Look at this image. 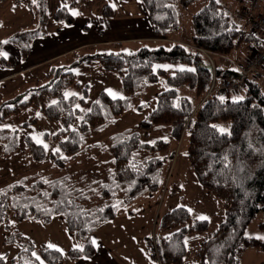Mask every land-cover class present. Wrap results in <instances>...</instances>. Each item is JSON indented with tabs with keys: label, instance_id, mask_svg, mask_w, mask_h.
I'll list each match as a JSON object with an SVG mask.
<instances>
[{
	"label": "trees",
	"instance_id": "trees-1",
	"mask_svg": "<svg viewBox=\"0 0 264 264\" xmlns=\"http://www.w3.org/2000/svg\"><path fill=\"white\" fill-rule=\"evenodd\" d=\"M198 1L142 0L156 34L161 37L179 28L178 5L187 8ZM237 1L242 7L235 16L216 0H210L192 15V47H143L135 52L111 54L98 53L91 48L72 54L69 63L51 66L46 83H38L31 90L1 104L0 124L31 105H36L50 121L61 122L62 130L50 138L59 144V153L48 154L43 146L31 139L26 143L34 161L50 159L58 168L65 169L81 153L83 140L90 131L103 127L109 118L123 116L131 110L134 98L163 80L167 89L158 95L155 108L141 122L140 128L146 137L151 130L162 127H170L171 137L177 142L184 136L189 137L187 156L198 182L223 203L224 208V221L196 254L199 264H241V257L248 249L264 251L263 241L246 235L256 217L264 214V87L250 77L237 92H227L224 97L211 93L207 97L214 84L219 88L225 80H239L242 68L250 60L235 69L226 67L219 58L232 57L241 47L259 42L256 35L260 33H247L238 24L243 21L251 26V21L241 15L249 0ZM259 2L255 15H264V0ZM17 3L32 9L37 27L10 39L26 57L31 50V41L45 35L49 17L45 0H17ZM54 17L67 24L74 22L70 9L66 7ZM115 47L119 49L121 45ZM94 62L108 72L119 74L130 98L113 99L102 92L97 100L99 103L94 102L90 110L82 114L78 105H87L89 88L82 87L81 98H68L65 92L71 87H81L75 70ZM11 66L0 54V68ZM221 81L223 83L219 84ZM242 90H245L244 98L233 100L232 96L239 95ZM104 111L108 112L107 116ZM31 123L35 124L36 119ZM17 135L0 130L3 156L16 151ZM169 148L170 144L164 140L143 143L141 134L135 132L123 137L110 149L112 169L106 178L94 184L75 186L72 180L66 179L53 185L39 182L31 186L2 187L0 222L10 230L11 217L17 223L32 219L49 224L54 216H63L73 237L83 243L81 249L69 252V259L77 261L92 257L95 248L89 235L104 222L114 219L119 206L159 189L162 170L168 159L159 154ZM140 154L146 158L139 163L136 158ZM82 181L86 183L84 179ZM177 225L184 227L169 237L147 241L152 258L161 264H183L187 255V236L209 229L208 221L193 219L185 207L165 214L158 229L163 231ZM34 250L32 246L23 250L15 263L66 264L60 250L42 246L39 260L34 256ZM0 264H5L4 260L0 259Z\"/></svg>",
	"mask_w": 264,
	"mask_h": 264
},
{
	"label": "rangeland",
	"instance_id": "rangeland-1",
	"mask_svg": "<svg viewBox=\"0 0 264 264\" xmlns=\"http://www.w3.org/2000/svg\"><path fill=\"white\" fill-rule=\"evenodd\" d=\"M46 0L45 9L46 14L49 17L47 24L45 26L44 36H40L35 38L30 43V52L28 56H24L21 48L18 45L15 47L19 53L22 55L23 60L16 64L10 58L6 57L4 54V48L8 47L7 45L10 43V39L16 36L17 34H21L24 31L35 30L37 29L36 23L30 28L19 29L18 24L15 25L14 19L12 15L7 13L5 4L10 3L11 0H0V4H4L3 8L0 9V34L3 35L2 40H0L1 44V56L4 57L7 61L12 64H15L14 67L6 68L10 69L11 72H16L27 67H31L35 65L36 62H40L42 54H38L33 59L34 48L36 47V42L38 40L41 43H51L54 39L53 36H49L48 34L53 33L56 30V25L64 24L68 25L65 21H59L57 19L54 20V15L61 10L62 8L70 9L71 14L74 17V20L78 21L79 17L83 16V13L79 11L78 4L81 0H72L76 1V3H70V0ZM123 1V0H118ZM130 1V6L125 7H106L104 9L105 13L102 20L99 21V28L94 29L95 34L101 36V40L109 39L111 37L104 32V25L108 22H112L114 26L119 25H129L131 28L130 31L125 30L122 31V34H117L116 36L120 37H131L136 38L139 36H145L140 33V27L143 25L140 13H138L136 8V4L134 1L136 0H127ZM217 1V0H216ZM210 0H200L196 2L194 5L190 7H182L178 5V10L180 13V32L187 36H193L192 26H191V16L199 11L203 6L208 4ZM219 3L222 4L224 8L227 5L232 4L233 12H237L242 7L241 3L237 0H219ZM241 5V7H240ZM23 9H26L27 5H20ZM28 7V6H27ZM53 9V10H52ZM32 11V9L30 8ZM55 13V14H54ZM75 13V14H74ZM100 19V18H99ZM13 21V24L11 23ZM89 22H91L89 20ZM58 23V24H57ZM15 25V26H14ZM74 24L71 26L73 27ZM136 27V29L134 28ZM19 31L18 33H16ZM58 32V31H57ZM64 28L62 31L58 32V34H64ZM126 32V33H125ZM48 37L47 39L43 38ZM123 43V42H118ZM117 44V43H114ZM114 44H110L112 46ZM160 46H165L170 48L169 44L165 43H128L123 44L119 49L114 47H105V48H96L95 51L98 53H109L111 52L118 53L119 51L123 52H135L140 50L143 47L149 48H158ZM256 49L257 47L254 46ZM248 46L245 45L238 50V54L242 57L246 56L248 53ZM256 49H252L249 53V58H251ZM63 50L61 46L57 47L54 52ZM259 51V50H257ZM52 52V53H54ZM47 54L46 55L47 57ZM237 55V54H236ZM234 56V55H233ZM238 56V55H237ZM235 56V57H237ZM214 58V57H213ZM216 59V58H214ZM243 61V60H240ZM96 63V62H94ZM92 70H90L87 66H82L81 68L76 69V74L78 75V80L83 84H89L91 87L90 90V98L87 99V105L85 107L79 106L78 109L82 112V114H86L92 104L96 102L99 98V95L102 91L111 90L113 93H116V98H126L129 96L126 95L124 88L122 87L121 77L117 73L107 72L103 69V67L96 63L92 66ZM166 68H170L171 66H164ZM78 71V73H77ZM35 79L41 78L43 76V72H37L35 74ZM31 78V77H30ZM29 79V78H26ZM33 80V79H30ZM48 80L43 77L40 79V84L46 83ZM164 83V84H163ZM27 85V84H26ZM29 89L33 88V85H29ZM167 89L166 83L162 80V82H158L157 84L152 85L145 93L141 96L134 98V105H132V110L126 112L122 117H112V119H117L115 123L107 126L111 121V118L107 119L105 125L99 129H94L90 131L83 140V144L85 147L83 151L79 154V156L71 160L65 169L58 168L53 161L47 159L43 162H36L33 159V156L29 150V147L26 143L27 139L33 140L36 144L43 146L46 144L48 147L46 149L48 154L51 153H59L60 147L59 144L50 139L51 136L59 133L63 126L61 122H52L50 121L36 105H31L25 109H23L19 114H12L7 117L2 124H0L1 131L14 132L18 133L17 135V149L12 154L8 156H3V144L0 143V188L9 186V185H24L31 186L38 184L39 182H44L46 185H53L55 182H63L64 180H72L75 186L77 185H90L94 184L93 182L106 178V175L112 169V161L109 160L110 156L108 152L117 142H121L124 135L114 136L113 134L116 132H125L132 131L137 129L136 133L141 134V139L143 143H153L156 140V137L166 138L168 136L166 128L163 127L161 132H156L154 137H146L145 132L139 128V124L143 121L155 108L156 99L159 94ZM186 91L183 92V94ZM75 94L73 96H79L81 98L83 96V89L79 88H69L65 94ZM72 95H68L67 97H71ZM112 96V95H111ZM245 90H242L241 93L233 97V100H241L240 98H244ZM113 97V96H112ZM14 96L13 99H15ZM12 99V100H13ZM132 100V103H133ZM145 102H147L150 106H144ZM147 104V105H148ZM103 107V106H102ZM108 112L104 111V116H107ZM36 119V123L32 124V120ZM105 127V128H104ZM131 135V134H129ZM49 137L46 139L45 137ZM128 136V135H127ZM126 136V137H127ZM125 138V137H124ZM155 138V139H154ZM37 140L41 141V143H37ZM95 145V146H94ZM99 145V146H97ZM189 147V137L186 136L185 140L180 144L179 148L174 150L175 159L174 165L178 158L187 153ZM59 149V151H56ZM171 153V152H170ZM169 153V154H170ZM163 156H167L168 154H159ZM170 156V155H168ZM141 160L146 158V155L140 154L138 156ZM136 161L137 158H136ZM84 179V181H82ZM81 180V181H78ZM75 181V182H74ZM212 195V194H211ZM213 196V195H212ZM215 198V197H214ZM217 199V198H215ZM97 203V202H96ZM99 206V205H98ZM222 212H224L223 203H222ZM213 218V217H212ZM215 224L211 222V226L208 231L205 233H211L214 230ZM10 227L8 230L6 225L0 222V257L4 260L5 264H16V260L20 257V254L23 250H27L30 246L34 247V256L39 257L40 259V248L42 246L53 245L54 247H50L53 249L60 250L64 255L65 263L70 261L69 252L73 249H81L83 247V243L77 241L73 238L72 233L67 227L65 219L63 216H54L52 221L49 224H45L36 220H25L23 222L17 223L14 218H10ZM207 235V234H204ZM246 235L249 238H256L260 241L264 242V214L260 213L256 219L252 222V224L248 227ZM241 264H264V251L256 248L248 249L243 256L241 257Z\"/></svg>",
	"mask_w": 264,
	"mask_h": 264
},
{
	"label": "crops",
	"instance_id": "crops-1",
	"mask_svg": "<svg viewBox=\"0 0 264 264\" xmlns=\"http://www.w3.org/2000/svg\"><path fill=\"white\" fill-rule=\"evenodd\" d=\"M51 1L52 0H50V2ZM69 2L76 3V1L72 0H70ZM134 2L136 4L135 9H137L138 13H140V18L143 23V25L140 27V33L144 34L145 36H139L136 38L116 36L117 34H122V31H130L133 27H129V25H119V27H116L112 24V22H108L106 26L104 25V32H106V34H108V36L111 38L101 40V36L95 34L94 29L99 28V21L102 20L105 13L104 9L106 7H125L127 5L132 8L130 1H79L77 9H79V11L83 13V16L79 17L78 21L74 20V22L72 23L74 24L73 27L71 26L72 24L62 25L57 23L58 25H56V30L51 34H48V37L50 35L54 37L51 43H41L40 40L36 42L33 59H35V56H37L38 54L43 53V55L41 56V60H39L40 62H36L35 65L16 72L9 71L10 69H6L7 67L0 68V105L5 102L11 101L14 96L27 91V89L31 88L29 87V85L32 84L34 87L36 84L40 83L39 81L43 77H45L46 79L49 69L52 65H61L64 62L69 63L71 60L69 58L72 54L84 51L86 49L107 48L114 47L116 45L122 46L123 44L128 43L141 44L149 42L169 44L170 48L174 45H184L187 47H192V37L190 39L189 36L182 34L180 32V26L176 31L166 37L158 36L156 34L154 25L150 21L148 11L144 6L142 0H136ZM63 3L64 1L62 0V4ZM3 5L4 4H0V9L3 8ZM233 7L234 6L232 4H229L226 6V9L231 15L234 14L233 16H235V12L231 11V9L233 10ZM5 8L7 13L12 15L15 25L18 24L17 26H19L20 30L26 27L30 28L33 23H35L33 13L30 8L26 6V9H24V6L22 9L21 6H18L17 0H11L9 4L6 3ZM89 20L91 22H89ZM11 23L13 24V21ZM238 24L247 33L253 32L251 30V26L247 22L239 21ZM63 28L65 31L64 34H58V32L62 31ZM134 28L136 29V27ZM18 32L19 31H17L16 33ZM46 34L47 33H45V35ZM256 36L258 37L259 42L258 44L247 45L249 48L246 56L242 57L237 53V51L236 54L238 56L234 54V56L232 57H220L219 59L226 67L230 66L238 69L239 64H244L248 59H250L249 52L252 49H256L254 46L257 47L256 51L264 47V34L260 33ZM2 37L3 35L0 34V40H2ZM48 37H44L42 39V42ZM110 44L114 45L109 46ZM7 46L8 47H5L3 49L6 57L10 58L16 64L23 60L22 55L19 53V51L15 47H13L15 45L10 42ZM59 46H61L63 50L54 52V50ZM46 53H48L47 57L46 55H44ZM96 63H93L91 65L83 64L79 67L81 68L82 66H87L90 68V70H92V66ZM14 66L15 64H12L11 67ZM37 72H43V76L41 78L35 79V74ZM76 76L78 80V75L76 74ZM78 83L80 84L81 88L84 86H87L89 88L88 98H90V85H83L79 80ZM222 83L223 81H221L219 84ZM261 85L264 87V81H261ZM102 92L107 93L111 98H113L107 91ZM236 96L238 95H233L232 97ZM115 99L127 100L128 97ZM134 101L135 100H133L132 105H134ZM155 101L157 103V99ZM144 104V106H147L146 109H148L150 105L147 102H145ZM116 120L117 119H112L107 126L109 127V125L115 123ZM141 122L139 124V128ZM165 128L168 136L161 139L159 137H156L155 140H164L170 144L169 151L165 152L170 156H165L168 159L162 170L159 189L154 192L144 193L133 201L119 206L114 219L104 222L97 228L96 231L89 235L92 243L93 241H95V243H93L95 254L92 257H83L77 261L70 260L66 264H161L159 261H156L152 258L147 241L150 238L169 237L179 232L184 227V225H177L163 231H160L158 229L162 217L165 214H168L180 207L187 208L192 218L195 220L201 221L199 217H206L207 219L204 220L208 221L209 227L211 226V222L215 224L214 230L210 234L204 232L188 235L186 238L187 255L183 264H199L196 256L197 252L199 251L203 243L210 239L213 232L224 221L222 203L218 199H215L216 197L214 198V196H212L209 191H207L200 185L194 173V170L189 163L187 153L181 155L174 165V150L179 148L180 144L185 140L186 136H184L180 142H177L171 137L170 127ZM162 130L163 129L161 128H155L149 132L148 137H154L156 132L162 133ZM136 131L137 129L132 131L116 132L113 135L116 137L119 135H124L123 137H126L127 135L135 133ZM84 147L85 144L82 145L81 152L83 151ZM108 155L110 156L109 160L112 161L113 157L110 151L108 152ZM171 156L174 157L171 158ZM137 160L139 163L142 161L139 157H137Z\"/></svg>",
	"mask_w": 264,
	"mask_h": 264
},
{
	"label": "built area",
	"instance_id": "built-area-1",
	"mask_svg": "<svg viewBox=\"0 0 264 264\" xmlns=\"http://www.w3.org/2000/svg\"><path fill=\"white\" fill-rule=\"evenodd\" d=\"M259 3V0H249L247 5L242 9L241 15L251 21L253 32L264 33V15H255ZM203 53L208 55L206 52ZM241 71L242 75L239 80H225L223 85L219 88H215L214 84L207 97H209L211 93H216L220 97H224L227 92H237L241 87L245 86L246 80L250 77L260 82L264 81V49L255 51V54L250 58L247 65L243 67Z\"/></svg>",
	"mask_w": 264,
	"mask_h": 264
},
{
	"label": "snow or ice",
	"instance_id": "snow-or-ice-1",
	"mask_svg": "<svg viewBox=\"0 0 264 264\" xmlns=\"http://www.w3.org/2000/svg\"><path fill=\"white\" fill-rule=\"evenodd\" d=\"M217 2H219V0H217ZM0 54H3V53H0ZM109 94L112 95L114 99L116 98V95L117 94L116 93H113L111 90H109ZM65 95L68 96V95H75V94H68V93H66ZM221 99H223V98H221ZM240 99H243V98L241 97ZM53 103L55 104L57 102L56 101H53ZM97 103H99V101H97ZM37 143H41V141L37 140ZM47 147L48 146L45 144L44 145V148L47 149ZM56 151H59V149H56ZM199 219L204 220V219H207V218L202 216V217H199ZM93 243H95V241H93ZM49 247H54V246L53 245H49ZM0 259H2V257H0ZM37 259L39 260V257H37ZM41 264H43V262H41Z\"/></svg>",
	"mask_w": 264,
	"mask_h": 264
}]
</instances>
